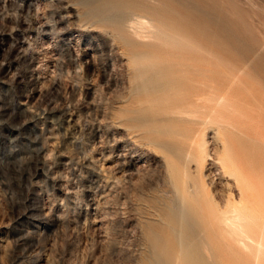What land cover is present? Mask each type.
Masks as SVG:
<instances>
[{"label": "rangeland", "instance_id": "rangeland-1", "mask_svg": "<svg viewBox=\"0 0 264 264\" xmlns=\"http://www.w3.org/2000/svg\"><path fill=\"white\" fill-rule=\"evenodd\" d=\"M232 199L264 215V0H0V264H255Z\"/></svg>", "mask_w": 264, "mask_h": 264}, {"label": "bare ground", "instance_id": "bare-ground-1", "mask_svg": "<svg viewBox=\"0 0 264 264\" xmlns=\"http://www.w3.org/2000/svg\"><path fill=\"white\" fill-rule=\"evenodd\" d=\"M157 1L158 0H154V2H157ZM125 26H126L127 31L130 33V35H132L134 38L138 40H147V41L154 40L155 42H158L160 44H163V43L166 44L165 46H167L169 43L171 45L177 44L175 36L161 22H154L153 19L147 14L132 13L131 16L125 21ZM174 48H170L171 57L174 58L172 62L173 63L172 66H174V71L181 72L182 77L178 80L181 83L180 93L183 95V98H182L181 103H179L178 101L174 103L173 105H171L170 110H171V114L181 116L185 119H191L193 116V110L195 108V99L192 94L193 93V86H192V75H193L192 60L193 59H192L190 50H186L183 52V54H180L177 48L175 49ZM178 94H179V91L174 92L175 97ZM209 102H210V98L205 97L203 95L199 96L197 99V104H201L203 106L207 105ZM224 103H225V97H220L215 107V116L218 112V109H221ZM220 118H223V117H220ZM221 121L220 122L218 121V123L220 124ZM223 123L224 122L222 121L221 124ZM192 155H193V151L190 150L187 156L190 158ZM253 202H256V201H253ZM230 206H231L230 211L228 215L225 216V222H224L225 231L230 236V238L233 241H235L236 244L240 246L241 248H243L244 250L248 252H253L255 250L256 252L255 264H259L261 261L260 259L262 255L264 254V224L259 226V220L262 219L264 223V215L261 214L258 216L257 214H255L256 212L252 208H250V206L248 205H245V207L239 206L237 202H234V200L231 201ZM182 209H184V206ZM182 216H181V213L179 215L176 214L175 216H172L171 219L172 221H174L172 223L174 225L181 226L184 223V218ZM180 242H183V238L180 239ZM180 251H184V247H181Z\"/></svg>", "mask_w": 264, "mask_h": 264}]
</instances>
